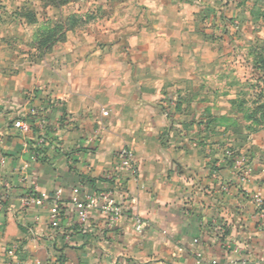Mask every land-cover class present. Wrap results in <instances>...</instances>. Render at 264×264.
<instances>
[{
	"label": "crops",
	"instance_id": "crops-1",
	"mask_svg": "<svg viewBox=\"0 0 264 264\" xmlns=\"http://www.w3.org/2000/svg\"><path fill=\"white\" fill-rule=\"evenodd\" d=\"M222 1L182 5L221 10ZM107 56L47 55L46 63L72 61L80 70L46 69L34 100L25 98L18 110L0 103V264H264V228L254 203L264 198V168L241 184L232 166L210 160L201 138L183 131L180 112L165 114L160 91L141 72L103 70ZM122 58L115 55L124 63ZM131 60L156 62L150 51ZM93 62L99 69H90ZM15 116L34 120L36 130L18 132ZM45 134L43 146L38 137ZM125 147L135 152L139 173L125 182L123 217L110 227L94 210L80 223L72 189L87 185L80 176L95 179L89 191L108 188L105 176ZM31 190L50 196L62 191L59 230L50 225L48 206L27 207ZM136 219L145 224L141 231ZM11 249L14 257L7 255Z\"/></svg>",
	"mask_w": 264,
	"mask_h": 264
},
{
	"label": "rangeland",
	"instance_id": "rangeland-1",
	"mask_svg": "<svg viewBox=\"0 0 264 264\" xmlns=\"http://www.w3.org/2000/svg\"><path fill=\"white\" fill-rule=\"evenodd\" d=\"M182 4L0 0V103L18 110L25 98L34 100L46 69L80 70L72 61L46 63L47 55H108L103 70L141 72L160 91L165 114L180 112L183 131L201 138L210 160L232 166L236 179L248 183L264 168V0H224L221 10ZM148 51L156 62H132ZM149 71L155 79L147 78Z\"/></svg>",
	"mask_w": 264,
	"mask_h": 264
},
{
	"label": "built area",
	"instance_id": "built-area-1",
	"mask_svg": "<svg viewBox=\"0 0 264 264\" xmlns=\"http://www.w3.org/2000/svg\"><path fill=\"white\" fill-rule=\"evenodd\" d=\"M29 125L28 122L20 120L14 124V127L17 131L24 133L30 129ZM46 142L44 136L39 139L40 145L44 146ZM136 162L135 152L131 148L125 147L116 154L114 167L105 176V179L110 183L108 188L89 191L87 185L80 184L72 189V204L76 208V216L80 223L86 224L90 218V213L94 210L105 215L110 227L115 226L121 220L125 209L120 199L127 197L124 188L125 182L129 178L137 179L138 177L139 169ZM245 176H242L243 181L248 178ZM61 192V190H58L54 195L50 196L45 193H39L36 190H31L26 197L27 207L38 209L45 208L46 206L49 207L50 225L55 230L60 229L65 215L64 208L60 203ZM254 203L258 222L264 228V198L257 196L254 198ZM135 224L137 231H141L145 226L140 219H136ZM15 254L16 251L11 249L7 255L14 257ZM198 256L201 257V253ZM210 264L221 263L217 260H212Z\"/></svg>",
	"mask_w": 264,
	"mask_h": 264
},
{
	"label": "trees",
	"instance_id": "trees-1",
	"mask_svg": "<svg viewBox=\"0 0 264 264\" xmlns=\"http://www.w3.org/2000/svg\"><path fill=\"white\" fill-rule=\"evenodd\" d=\"M167 115H168V117L170 116V113H167ZM29 123H31V125H30V128H33V129H35L36 130V122L34 121V120H31V121H29ZM43 136H39L38 138L39 139H41ZM45 138H46V134H45V136H44ZM38 139V140H39ZM31 145L32 144H36V143H33V142H29ZM36 153L39 155V156H41V155H43L44 154V149L42 148V146H39L38 148H36ZM81 177V179L88 185V186H92L96 181H95V179H91V178H89V177H84V176H80ZM105 181H106V179H105Z\"/></svg>",
	"mask_w": 264,
	"mask_h": 264
}]
</instances>
